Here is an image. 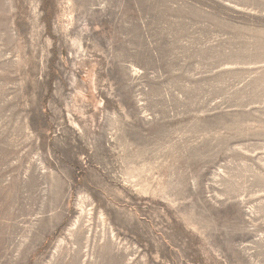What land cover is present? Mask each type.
Returning a JSON list of instances; mask_svg holds the SVG:
<instances>
[{"label": "rangeland", "instance_id": "rangeland-1", "mask_svg": "<svg viewBox=\"0 0 264 264\" xmlns=\"http://www.w3.org/2000/svg\"><path fill=\"white\" fill-rule=\"evenodd\" d=\"M0 264H264V0H0Z\"/></svg>", "mask_w": 264, "mask_h": 264}]
</instances>
